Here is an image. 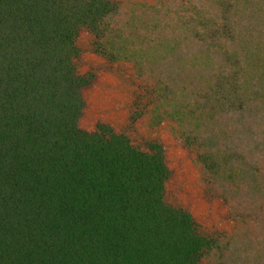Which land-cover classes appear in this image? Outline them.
<instances>
[{
	"label": "trees",
	"instance_id": "1",
	"mask_svg": "<svg viewBox=\"0 0 264 264\" xmlns=\"http://www.w3.org/2000/svg\"><path fill=\"white\" fill-rule=\"evenodd\" d=\"M124 11L115 0H0V264H201L217 245L166 203L163 145L80 127L97 78L78 71L79 39L88 32L112 59L135 48L140 32L112 23Z\"/></svg>",
	"mask_w": 264,
	"mask_h": 264
},
{
	"label": "rangeland",
	"instance_id": "2",
	"mask_svg": "<svg viewBox=\"0 0 264 264\" xmlns=\"http://www.w3.org/2000/svg\"><path fill=\"white\" fill-rule=\"evenodd\" d=\"M115 1L125 11L112 23L141 37L112 59L82 33L77 68L97 80L84 92L81 129L107 125L137 148L164 146L166 203L217 241L201 264H264V0L233 9L222 0ZM215 25L225 31L213 36Z\"/></svg>",
	"mask_w": 264,
	"mask_h": 264
}]
</instances>
